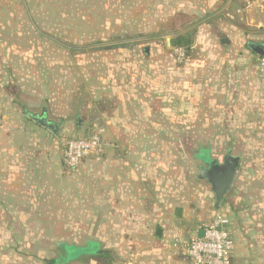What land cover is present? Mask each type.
Returning a JSON list of instances; mask_svg holds the SVG:
<instances>
[{
  "label": "crops",
  "instance_id": "crops-1",
  "mask_svg": "<svg viewBox=\"0 0 264 264\" xmlns=\"http://www.w3.org/2000/svg\"><path fill=\"white\" fill-rule=\"evenodd\" d=\"M96 1L122 9L105 19L108 25L116 18L115 24L138 26L166 45L193 28V44L182 65L174 63L167 46L95 50L84 67L72 51L74 68L60 50L63 62L55 74L35 63L40 49L34 42L60 40L36 29V22L98 25L99 17L92 10L67 16L63 4L58 13L43 14L57 5L52 1L0 0V264L2 250L21 242L34 246L28 234L49 237L56 218L61 232H90L97 240L88 243L100 250L102 241L107 249L121 250L120 264H190L184 246L216 211L230 221L232 264H264V210L241 207V195L227 194L215 210L210 186L180 172L177 161L158 159L164 146L156 141L193 137L191 122L198 120L219 121L221 136L264 138V77L260 81L253 65L264 53V0L64 4L99 8ZM120 52L127 57L120 62L99 59ZM82 122L104 131L103 146L68 175L58 136L62 129L78 133ZM201 128L203 136H212L210 125Z\"/></svg>",
  "mask_w": 264,
  "mask_h": 264
},
{
  "label": "rangeland",
  "instance_id": "rangeland-1",
  "mask_svg": "<svg viewBox=\"0 0 264 264\" xmlns=\"http://www.w3.org/2000/svg\"><path fill=\"white\" fill-rule=\"evenodd\" d=\"M36 2H46L52 1L56 2L57 5L42 10L43 14L48 13L49 16L54 13H58L61 9V4L64 5V11L67 12V16L74 15L76 12H82L83 14L93 11L100 19V24L98 25H77L69 23L70 19H67L68 24L66 26L57 25V19H52L51 22L41 20L36 22V29L43 32L46 35H49L53 32L55 34V39L60 41L48 40V38L36 40L34 42L35 48L40 49L38 51V56L35 58L36 62H39L40 65H43L47 71L50 69L53 73L57 74L59 63L62 64L64 53H59L60 50L67 51L66 63L67 65L74 68L75 54L72 51H77V59L82 60L83 67L91 63V60L94 59L93 54L95 50L102 49H112V50H123V49H154V48H166L173 49L164 39L151 38L154 37L151 34L143 35L144 31L139 29L138 26H123L115 24V19L113 18V23L106 24L108 17H113L114 14L122 13V9L118 8H103L101 7V2L96 1L95 3L100 5L99 8H89V9H75L71 7L72 5H66L65 2L68 1L74 2L78 0H35ZM43 7V5H42ZM57 17V16H55ZM105 21V23H101ZM169 27V26H168ZM63 28V29H62ZM169 32L168 30H166ZM80 32H83L80 34ZM170 33V32H169ZM100 36L104 39H94ZM106 36V37H105ZM110 37H112L110 39ZM109 38V39H105ZM157 39V40H156ZM261 42V41H260ZM90 50H93L91 52ZM189 50L186 53L188 54ZM172 53V58L175 64L182 65L183 62L179 63L176 61L175 56ZM124 53H118V55H110L108 58L100 57V60H107V62L113 61H122L127 58L122 56ZM73 62V63H72ZM254 65V72L262 81L263 76H260L256 71V63ZM69 66V67H70ZM70 71V70H69ZM52 73V74H53ZM70 77H74L73 73H69ZM88 77V75H87ZM81 121V120H80ZM58 125H62V122L56 120L53 121ZM195 124V135L193 137H158L156 141L163 145L161 151L157 153L158 159L161 160H173L179 163V171H188L192 177L197 178L199 174V167L202 165L201 162L208 160L209 157L216 159L219 162L222 161L224 154L228 150H232L233 155L241 157L240 165L236 171L234 181L230 190L227 193V197L232 196L240 198L241 207L255 208L257 210H264V138L263 137H234V136H221L218 128L220 122L217 120L212 121H193ZM75 125V121H73ZM83 127L78 133L66 134L65 129L61 131L59 135L60 147L63 150L66 142L77 138L79 136H88L96 131V126L90 125L87 122H82ZM204 125H210L212 130V136H203L202 128ZM67 132V131H66ZM103 136V135H102ZM103 141V137H102ZM106 144L105 142L103 143ZM103 146V145H102ZM102 148V147H101ZM201 148V150H199ZM208 149L202 150V149ZM199 150V151H198ZM197 152V153H196ZM99 153V152H98ZM193 153H196V156H193ZM100 154V153H99ZM95 155L88 156L85 160L82 161L83 165L86 161L92 159ZM67 170V169H66ZM68 175L72 172L67 170ZM69 203V202H68ZM54 204V203H53ZM57 204V202H55ZM57 206V205H56ZM53 223L52 232L48 235L49 237L43 238L45 234L40 232H35L28 234L26 239L32 238L31 241L34 246L32 248L26 247V243L18 245V248L13 250H2V264H11L10 256H13V264H47L48 261L56 260V264H81L80 261H85V264H94L96 260L99 259V262L102 264H120L119 262V249H107L106 243L104 241L100 242L103 246L101 250H109L107 254H95L100 251L97 244L88 243L96 242L97 239L94 238L95 234L90 232H68L64 233L60 231L58 227V222ZM56 223V224H55ZM74 227V226H73ZM74 229V228H73ZM20 234V241L22 240ZM46 237V235H45ZM43 238V239H42ZM24 240V239H23ZM25 241V240H24ZM26 242V241H25ZM88 243V244H87ZM30 244V243H29ZM87 244V245H86ZM71 245L80 246V248L72 247ZM86 245V246H85ZM12 253V254H11ZM14 254H18L17 263L14 262ZM105 255V256H103ZM79 258L80 260H74ZM84 259V260H83Z\"/></svg>",
  "mask_w": 264,
  "mask_h": 264
},
{
  "label": "built area",
  "instance_id": "built-area-1",
  "mask_svg": "<svg viewBox=\"0 0 264 264\" xmlns=\"http://www.w3.org/2000/svg\"><path fill=\"white\" fill-rule=\"evenodd\" d=\"M177 62L181 63L186 57L183 48L172 49ZM256 71L264 77V53L256 62ZM2 113L0 111V123ZM102 129H96L88 136H79L66 142L62 163L66 169H76L88 156L96 154L102 147ZM229 219L216 211L212 220L201 228L203 236L195 237L184 246V253L190 264H232L233 242L228 226Z\"/></svg>",
  "mask_w": 264,
  "mask_h": 264
},
{
  "label": "water",
  "instance_id": "water-1",
  "mask_svg": "<svg viewBox=\"0 0 264 264\" xmlns=\"http://www.w3.org/2000/svg\"><path fill=\"white\" fill-rule=\"evenodd\" d=\"M261 55H263L262 51L260 52ZM48 128L52 131L57 129L54 125H50ZM239 163V157L234 156L231 151L224 154L221 162L210 157L201 162L202 165L199 167L197 178L210 186L215 199V210H218L219 203L231 188ZM197 236L201 238L203 231L200 230ZM103 252L105 253V251L100 250L95 254H104Z\"/></svg>",
  "mask_w": 264,
  "mask_h": 264
},
{
  "label": "trees",
  "instance_id": "trees-1",
  "mask_svg": "<svg viewBox=\"0 0 264 264\" xmlns=\"http://www.w3.org/2000/svg\"><path fill=\"white\" fill-rule=\"evenodd\" d=\"M194 34H195V30L193 28L187 29L183 33L176 34L172 38H170L169 45L171 48L181 47L184 49L185 52H187L193 44ZM200 150H201V148H200ZM196 153H193L194 157L196 156ZM107 253H109V252L107 251L104 254H107ZM103 256H105V255H103ZM76 259H73V261ZM56 260L57 259L52 260V261L50 260L47 262V264H56Z\"/></svg>",
  "mask_w": 264,
  "mask_h": 264
}]
</instances>
